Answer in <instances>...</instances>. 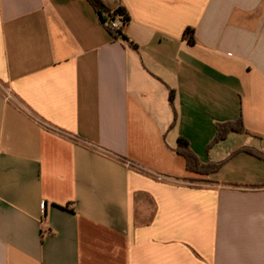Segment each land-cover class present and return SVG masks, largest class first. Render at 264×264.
I'll use <instances>...</instances> for the list:
<instances>
[{
  "label": "crops",
  "instance_id": "obj_1",
  "mask_svg": "<svg viewBox=\"0 0 264 264\" xmlns=\"http://www.w3.org/2000/svg\"><path fill=\"white\" fill-rule=\"evenodd\" d=\"M97 1L0 0V264H264V0Z\"/></svg>",
  "mask_w": 264,
  "mask_h": 264
},
{
  "label": "trees",
  "instance_id": "obj_2",
  "mask_svg": "<svg viewBox=\"0 0 264 264\" xmlns=\"http://www.w3.org/2000/svg\"><path fill=\"white\" fill-rule=\"evenodd\" d=\"M89 1L99 12V14L101 16V22H102L104 27H105L104 23H105V18H106L104 14L111 15L113 13V16L120 15L123 17V19L128 20V16L125 13L124 9H122V8H119L118 10H116L114 12H110V11H106L97 0H89ZM105 28L112 35L118 36L112 30L108 29L107 27H105ZM184 37L188 41L194 42L191 29H188L185 32ZM172 97H173V94L171 93V96H170L171 100H172ZM231 132H239V133L246 132V129L244 127V124H243V121L241 118L239 120H237L236 122L219 124L217 127V135H216L214 142L216 143V142L224 140L227 137V135ZM245 150L248 152H251L257 156H261L258 153L253 152L251 150H248V149H245ZM176 153L181 155L183 158H185L187 170L190 172H193L195 174H211V173H214L217 170H219V168L222 165V163H213V164L211 163L208 165L201 164V162L198 160V158L191 151L188 141L184 138L178 139V145H177Z\"/></svg>",
  "mask_w": 264,
  "mask_h": 264
},
{
  "label": "built area",
  "instance_id": "obj_3",
  "mask_svg": "<svg viewBox=\"0 0 264 264\" xmlns=\"http://www.w3.org/2000/svg\"><path fill=\"white\" fill-rule=\"evenodd\" d=\"M117 17H120V19ZM117 19H118V21H117ZM127 22L128 21L123 19L122 16H120V15L113 16V13H112L111 15L106 14L104 25H105V27L112 30L113 32H115L119 36L124 31V29L127 25ZM43 213H44V207H43Z\"/></svg>",
  "mask_w": 264,
  "mask_h": 264
},
{
  "label": "rangeland",
  "instance_id": "obj_4",
  "mask_svg": "<svg viewBox=\"0 0 264 264\" xmlns=\"http://www.w3.org/2000/svg\"><path fill=\"white\" fill-rule=\"evenodd\" d=\"M117 21H118V19H117Z\"/></svg>",
  "mask_w": 264,
  "mask_h": 264
}]
</instances>
